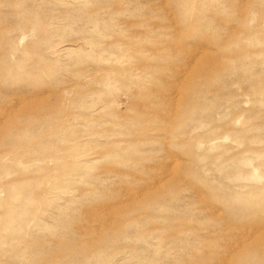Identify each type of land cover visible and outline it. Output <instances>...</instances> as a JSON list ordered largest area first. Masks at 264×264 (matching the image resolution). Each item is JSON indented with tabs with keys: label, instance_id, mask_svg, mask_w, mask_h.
Wrapping results in <instances>:
<instances>
[{
	"label": "rangeland",
	"instance_id": "1",
	"mask_svg": "<svg viewBox=\"0 0 264 264\" xmlns=\"http://www.w3.org/2000/svg\"><path fill=\"white\" fill-rule=\"evenodd\" d=\"M0 264H264V0H0Z\"/></svg>",
	"mask_w": 264,
	"mask_h": 264
}]
</instances>
